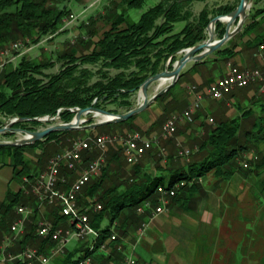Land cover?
I'll list each match as a JSON object with an SVG mask.
<instances>
[{
	"label": "trees",
	"instance_id": "16d2710c",
	"mask_svg": "<svg viewBox=\"0 0 264 264\" xmlns=\"http://www.w3.org/2000/svg\"><path fill=\"white\" fill-rule=\"evenodd\" d=\"M85 1L0 0V51L17 40L34 37L40 39L55 34L62 26L64 19L71 14L72 2L80 4ZM145 1L121 0L119 5L124 6L126 13L121 11L113 16L108 15L107 18L111 21L110 28L98 36L97 41H93L90 34L87 40H81L83 43L93 44L89 52L77 55L71 48L58 54L56 61L60 63V70L57 73H45V70L54 66L53 62L42 63L25 58L15 68L9 69L4 76V81L0 84V116L28 119V121L16 122L12 127L33 132L43 125V122L34 119L54 117L59 109L62 110L59 117L63 122H70L73 119L74 112L71 110L76 108L85 109L93 106L115 115L126 113L134 108L136 96L148 78L166 69L172 70L174 62L180 58L179 52L206 40L207 28L214 17L231 13L239 4L238 1L234 5H221L214 8L205 5L198 14H195L193 5L205 3L207 0H164L145 11L137 22L129 21L127 12L130 9L141 8ZM263 12L264 9L256 10L235 37L242 38L250 34L258 25L257 16ZM179 23H182L183 27L176 32L175 25ZM225 29L226 26L223 23L215 24V34L218 39L223 37ZM234 39L215 51L217 58L196 62L189 71L181 74L180 79L185 74L199 67H205L209 63L215 68H220V64L226 63L235 55L238 44L233 42ZM258 42L257 39L246 41L243 48L247 51L258 50L261 45ZM180 79L155 102L164 101L180 83ZM262 105L258 114L255 110L248 109L239 118L223 120L210 130L207 139L199 148L201 153H205L202 159L188 164L186 168L171 172L166 184H164L163 176L153 177L143 174V171L137 168L131 180L118 176L119 182L116 179L117 183L114 182L113 187L105 188L103 181L110 177L109 170L105 168L101 178L90 182L78 197V204L81 206L86 204L88 206L90 200H93V204L101 205V210L95 211L97 213L91 210L88 212L91 225L99 231L100 235L97 240V250L92 254V258L94 259L95 253L99 250V245L112 235L110 227L101 229L103 220H110L111 225L117 222L116 230L126 234V226L140 225L146 220L147 215L139 214V208H144L147 202L152 208L158 206V186L172 187L181 181L186 183L171 198L173 202L184 194L192 193L197 188L195 180L210 172L225 181L230 180L238 172V159L241 154L264 141V104ZM167 107L166 104L165 110ZM163 115L164 111L151 123V126L164 118ZM136 117L92 130L101 134L125 128L128 131H136L139 129V126L135 124ZM249 117H253L251 127L242 132V120ZM107 127L110 130L103 132L102 129ZM80 132L82 131L54 132L31 145L0 146V156L10 157L14 178L20 179L25 186L24 177L31 183L36 177L29 170V164L25 158L27 151L40 150L41 153H45V150L48 152L53 147L58 150L62 147L63 140ZM85 154L90 156L89 152ZM117 155L113 154L111 158H118ZM89 160L90 158H85L83 166ZM262 167H264V158L260 159L254 168L251 166V169H243L241 166L249 174L258 172ZM67 172V169L62 170L63 175L68 174ZM110 179L113 180L112 177ZM62 188L64 189L63 186ZM26 205L35 208V213L38 211L37 199L32 194H27L23 188L17 192L9 191L0 205V231L5 233L10 231L17 219L16 208ZM49 209L51 215L49 220L55 228H69L68 219L59 214L57 206H49ZM148 209L144 208V213ZM36 230V225L33 227L29 224L17 246L20 249L31 246L49 255L55 243L50 239L40 238ZM119 245L120 240L117 238L110 244V251L117 252ZM82 246L84 250L81 245L78 249H67L65 255L56 257L52 264H77L83 256L80 253L83 251L87 253L88 243L82 242ZM16 264L21 263L18 261Z\"/></svg>",
	"mask_w": 264,
	"mask_h": 264
},
{
	"label": "rangeland",
	"instance_id": "374dc122",
	"mask_svg": "<svg viewBox=\"0 0 264 264\" xmlns=\"http://www.w3.org/2000/svg\"><path fill=\"white\" fill-rule=\"evenodd\" d=\"M118 1H121V0H118ZM161 1L162 0H146L144 5L141 8L130 9L127 12L128 20L131 22H137L145 11L157 5ZM238 1L240 0H208L206 3H197V6L202 7V6L208 5L210 8H214V7H218L219 5L220 6L228 5V4L234 5L238 3ZM72 4L73 5H71V7L73 9H71V12H70L71 14L77 15L79 13H82V17H80V20L77 21L76 23H73L66 28H63L64 25L62 24L60 29L55 34L47 36V37H42L40 39L34 37L33 39L28 38L26 40H21V41L17 40L7 45L9 47V45L19 42L23 44L24 46L22 47L20 51H11L8 59L2 58L1 60V54H0V61L4 63L2 68H0V84L4 81V76L7 72H9V69L15 68L23 58L28 59V60H34L37 62H42V63L53 62L54 66L50 69L45 70V73L46 74L57 73L60 70V63L56 61L58 54L68 51L71 48H73V50L77 53V55H81V54L89 52V50L93 47V44L83 43L81 40H87V37L89 36L88 34H90L93 41H97L98 36H101L103 32H105L106 30L110 28L109 24L111 21L107 18V16L108 15L113 16L115 13H120L121 11H125L124 6L119 5V3L117 1L115 2L114 0L112 1L111 0H101V2H98V3H96V0H86L85 2H82L80 4L73 3V2ZM260 7H264L263 0H252L251 6L249 10L247 11L248 16L244 22V25L249 22L251 15H253L256 12V9ZM192 8L193 10L198 9L197 7H192ZM221 23H223L226 26L225 22H221ZM236 24L237 22L233 24V28L236 26ZM182 26H183L182 23L176 24L175 31L176 32L179 31ZM241 30L235 36H237L241 32ZM254 30H256V28ZM207 37H208V34H207ZM234 37H232L231 39H234ZM214 39L218 40L216 34L214 36ZM242 39L243 37L242 38L237 37L236 39H234L233 42H238L239 40H242ZM34 40H37V41H34ZM241 43H242L241 45H244V42H241ZM243 50H245V48H243ZM263 50H260V47H259V51H263ZM179 53H180V58H181L183 55V51ZM256 55L259 56L258 53H256ZM176 61L174 62V64L176 63ZM232 67H239V66H232ZM239 68L249 69V68H241V67ZM260 69H250V70H260ZM218 77L222 78L221 76H218ZM215 78H217V76ZM215 78L214 77L209 78L208 81L205 82V86L203 87L190 86L186 88V90L188 89V92H189L192 87H195L196 90L200 88L201 90H198V91L204 92L205 89L208 87V85L211 84V81L214 80ZM168 84L169 83L162 86L161 89L165 88V86H167ZM251 86L252 87L249 86L250 88L246 87V89L245 88L235 89L232 93L225 96V98H223L222 100L209 101V104L207 106L202 105L205 101L203 100L201 103L200 109L196 112V114L193 115L192 121L179 124L177 126L176 133L172 137L160 138V141H159L160 145L153 146V149L146 152V154L142 158H140L139 161L135 165H129L125 161L123 154H122V145H121L122 141H120L119 139L121 138L125 139L127 136L135 132L141 133L146 138L153 136L155 134L157 136H160V130H161L162 125L173 114L182 113L188 107L184 111L182 110V111H176V112L174 111L172 113L171 112L168 113L167 111L174 108V104L172 105L171 103H169L170 105L167 104L168 107L166 108V110L161 109L162 111H164V115H163L164 118H162L160 121H157L155 125H152V126L149 125L148 128L141 129V127H139V129L136 131H128L125 128L122 130H116L114 132L113 131L108 132L107 134L106 133L101 134V133H98L97 131H93L92 129H79L82 132L78 134H73L69 139L63 140L62 147L59 148L58 150H56L57 148L54 149L53 147L48 152H46L45 150V153H41L40 150L27 151L25 153V158L29 164L28 165L29 170L32 173H34L36 176L33 181H35V179L47 169L48 162L54 156L55 153L62 152L64 149L70 147L71 143L76 140H90L97 135L98 136H104V135L110 136L113 138V140L111 143H109V145H107V150L104 152L94 148L91 152H89L90 156H86V154L83 153V164L85 162V158H88V159L90 158L89 162L98 157L104 158V166L101 168L99 174L93 177L91 182L96 181L99 178H101V176L103 175L104 169L107 168L109 170L108 175L112 177L113 180L114 179L115 180L113 181L112 179H110V177L109 178L107 177V179L103 181L105 188L113 187L114 182H116V179L119 182L120 178H118V176L119 177L121 176L125 180L126 179L131 180V178H133V172L137 168L142 170L146 174H149V173L150 174H156V173L166 174V172L169 173L172 170L186 168L188 164L198 162L205 155V153L200 152L199 148L201 144L207 139L209 131L214 129L221 121L239 118L241 114L248 109L255 110L256 113L258 114V112L260 111V106H263L262 104H264V93L260 92L259 84H253ZM151 87L157 88L158 83L153 84ZM250 91H254L255 93L253 95L254 96L253 99L247 98L246 96L247 93ZM140 103H141V100L139 98V93H138L136 96V103H135L134 108L137 107ZM150 106L144 112L138 114L136 117V120L137 119L139 120L141 116L142 117L144 116L147 118L150 117L149 115H151V112H153V111H150ZM72 111H74V109H72ZM166 113L168 114L166 115ZM59 114L57 111L56 116L54 117L48 116L52 120H50L49 122H44L42 126H39L37 131L44 130L56 124L68 123V122L61 121ZM89 116L90 115L84 116L83 120L87 119ZM13 119H16V118H4L0 116V122H1L0 128L5 127L6 124L10 120H13ZM99 119L100 118L98 117L92 118L90 121L81 123V126H87L89 124L95 123ZM252 120H253V117H249L245 120H242V123H241L242 132L251 127ZM109 130L110 129L108 127L102 129L103 132L109 131ZM8 132L9 134H2V133L0 134V142H3V143L4 142H15L23 138L22 134H18L15 131L9 130ZM241 137H242V134H241ZM183 149H188L190 151V155L181 156L180 152ZM162 150L164 151L162 152ZM113 154H116V155L118 154L117 155L118 158L112 159L111 157ZM262 158H264V141L257 143V145H254V147L252 146L249 150L241 154V156L238 159L239 161L238 172L230 180L225 181L219 178L218 176H216L213 172H210L206 174L205 176L195 180V182H197V188L192 193L185 194L187 197H190V199L193 202L195 201L194 204L192 205L193 206L192 208H194L196 207V194L198 193V187L200 186L202 181L206 182L209 185L211 184L215 185L217 188H220L221 190L225 188L226 192L227 190L237 187L238 188V201H236V203H238V208H239L238 209L239 219L241 218L244 220H248L250 222L252 221L254 225L253 233L255 237H258L255 244L259 249H263L264 247L262 243V239L260 238L261 236L264 238V167L260 168L258 172L253 173V174L251 173L249 174V172L243 169H249L251 166L254 168L256 163ZM244 162H247L249 167L248 168L242 167L243 168L242 169L241 166ZM7 163H9V165L11 164L10 157L6 155H1L0 156V166L6 165ZM62 170H65V169H62ZM62 170H61V176H64L62 174ZM245 174L247 177L245 176ZM25 179L26 178L24 177L23 181ZM15 180L17 181V183L22 184L20 179H15ZM239 189H241V191H239ZM98 202L101 203L99 200ZM173 202L171 199L169 200V207ZM86 206L87 204L84 205L83 207H86ZM25 207L31 210L30 215L26 216L24 219L25 229L29 226V224L30 226L32 225L34 227L35 225L38 226L40 222H44V221L50 222L49 217H48V215H50V209H48L47 207H42V210H43L42 211L38 206H36L38 208V212L36 213L34 212L35 208L33 207L31 208L29 205H26ZM90 210L92 212H95L94 209L91 207H90ZM16 216H17V219H19V216L17 214ZM103 221H106V219H104ZM61 229L66 230L63 227H61ZM138 231H139V228L137 230V233L139 235ZM135 232L136 230L132 232V231H129L127 228L128 234H123V231L117 232L116 229H114V233L117 238L123 237L124 239H126L129 236L132 239ZM18 238L19 236H15L11 234L0 245V264H10V263L16 264L18 262V260L9 261V248H8L9 239L11 242L12 241L15 242L16 240H19ZM135 239L137 238L135 237L134 240ZM74 242H79V241L72 240L66 245V247H68L71 243H74ZM28 247L34 248L31 246H27L25 248H28ZM25 248H22V249L18 248L12 253V255L18 256L20 253L24 251ZM66 252H67V248L64 249V255ZM49 255H50V251H49ZM51 261L53 260L51 259ZM51 261L49 264H51Z\"/></svg>",
	"mask_w": 264,
	"mask_h": 264
},
{
	"label": "crops",
	"instance_id": "0c3cea01",
	"mask_svg": "<svg viewBox=\"0 0 264 264\" xmlns=\"http://www.w3.org/2000/svg\"><path fill=\"white\" fill-rule=\"evenodd\" d=\"M114 1L120 2L118 0ZM193 7L198 8L193 10L195 14H198L204 6L198 7L197 4H194ZM263 9L264 7H260L256 10ZM256 20L258 21L256 30L236 42L238 47L235 49L233 57L226 63L220 64V68H215L213 64L209 63L205 67H199L195 71L185 74L181 79L179 78L180 83L164 101L151 104L150 111L153 112L149 115L150 117L141 116L139 120H135V124L141 129L148 128L162 114L161 109H165V105L169 103L174 104V108L169 112L184 111L193 99V95L186 88L190 86L203 87L209 78L217 76L211 81L213 82L220 78L218 76H226L232 66L249 69L262 68L264 66V50L244 51L243 45H241V42L245 43L246 41L257 39L258 43L264 46V12L258 15ZM226 44L222 47L226 46ZM215 58H217V55L213 52L203 60ZM194 65L195 63L193 62L187 64L182 73L189 71ZM156 90L157 88L150 87L148 89L149 96H153ZM198 90L201 89L198 88ZM254 94V91H250L246 96L253 99ZM209 101L214 100L206 98L202 105L207 106ZM173 171L175 170L169 173L166 172V174L149 173V175L153 177L163 176L165 179L164 184H166L170 173ZM67 173L66 175L64 174V177H67L68 180L67 186L63 185L64 189L69 187L76 179V173L71 171ZM21 188L27 193L25 187L15 180L12 166L9 163L0 166V205L4 202L9 191L17 192ZM190 200V197L184 194L170 205L168 212L156 216L153 215L155 208H149L146 213L143 212V215H147L143 223L140 225L136 224L135 227L134 224L130 227L126 226L129 231L133 232L136 230L132 239L129 236L126 239L123 237L119 238L122 242H120L121 245L118 246L117 252L98 250L94 255L93 264H122L124 259L129 256H132L137 264H264V247L259 249L255 244L258 237H255L253 233L254 225L252 221L239 219V208L238 203H236L238 201L237 187L226 192L225 188L221 190L215 185H209L202 181L196 194V207L192 208L195 201ZM38 207L41 210L42 207L49 209L47 205L41 206L38 204ZM143 224H146L145 233L139 237L137 230ZM116 226L117 222L111 225L108 219L101 223V229L110 227L112 234H115L114 229H116ZM116 231L118 232V230ZM24 233L19 235V240ZM11 234L10 231L7 233L0 231V245ZM135 237L137 239L134 240ZM260 238L264 245V238L262 236ZM19 240L11 242L9 239V254L19 248L17 246ZM80 245L84 250L82 242L71 243L66 248L74 250L78 249ZM83 253L84 251L80 255H83ZM52 263L53 261H51Z\"/></svg>",
	"mask_w": 264,
	"mask_h": 264
},
{
	"label": "built area",
	"instance_id": "2783aa9c",
	"mask_svg": "<svg viewBox=\"0 0 264 264\" xmlns=\"http://www.w3.org/2000/svg\"><path fill=\"white\" fill-rule=\"evenodd\" d=\"M101 0H96V3ZM82 17V13L77 15L70 14L63 21V28L76 23ZM83 21V19H82ZM24 45L16 42L9 47L1 50L2 58L8 59L11 51H20ZM264 46H260L263 50ZM4 63L0 61V68ZM253 84L260 85V92L264 93V67L260 70L240 69L239 67H230L228 74L222 78H218L211 82L204 92L196 90L192 87L189 91L193 95L188 108L182 113L173 114L161 127L160 136L156 134L146 138L139 132H135L125 139H119L122 145V154L129 165H135L146 152L153 149V146L160 145V138L172 137L177 130V126L184 122L192 121L193 115L200 109L201 103L206 98L212 100H222L225 96L232 93L235 89H242ZM72 111V110H71ZM61 110H58V114ZM15 120V119H13ZM212 121V120H211ZM113 140L110 136H95L90 140H76L71 143L70 147L64 149L62 152L55 154L48 162L47 169L42 172L34 182L24 180L27 194H32L39 205L41 206H57L59 214L68 219L69 228L63 230L55 228L51 222H40L37 226L36 233L40 238L50 239L55 243L54 248L50 250V255H45L38 249L25 248L18 256L9 254V261L18 260L21 264H49L51 259L62 256L66 245L72 240L87 242L88 246L92 243H97L99 231L95 229L91 223L88 212L90 207L94 211H100V204H93L90 200L89 205L83 207L78 204V197L83 189L92 181L94 176H97L104 166V158H96L83 166V153L91 152L94 148L102 152L107 150V145ZM164 150H162L163 152ZM181 156H189L190 151L183 149L180 152ZM242 167L248 168L247 162L242 164ZM67 169L76 173V179L67 189L61 186L67 185V178L61 176V170ZM182 182L179 186H172L157 190L159 205L154 209L153 215L163 214L169 209V200L173 198L177 190L185 186ZM27 186V187H26ZM144 208H151V204L147 202ZM144 212L143 208L138 209V213ZM31 210L25 206L16 208V214L19 219L12 224L10 231L13 235H22L25 231L24 219L30 215ZM146 224L139 228V235L144 234ZM117 239L115 234H112L105 245H100V250L110 251V244ZM84 264H93V258H88ZM122 264H137L136 260L129 256L124 259Z\"/></svg>",
	"mask_w": 264,
	"mask_h": 264
},
{
	"label": "water",
	"instance_id": "95a60500",
	"mask_svg": "<svg viewBox=\"0 0 264 264\" xmlns=\"http://www.w3.org/2000/svg\"><path fill=\"white\" fill-rule=\"evenodd\" d=\"M252 0H240L238 6L235 8L234 11L227 15H221L214 17L208 28L207 34L208 37L202 43L183 50L182 57L176 61L173 66L172 70H164L163 72L156 74L150 78H148L139 91V98L141 103L133 108L132 110L115 115L109 113L107 111L95 108L93 106L85 108V109H74V118L71 122L64 123V124H56L54 126H50L41 131H25L21 129H13L12 125L19 121H28V119H18L10 120L5 127L0 128V134L6 131L12 130L18 134H22L23 138L21 140H17L15 142H0V146H26L36 143L37 141L43 140L49 134L54 132L60 131H73L79 129H95L97 127L111 124V123H121L125 122L134 116L144 112L155 100L167 92L180 78L183 69L186 67L187 64L193 62H199L215 52L216 50L220 49L228 40L234 37L243 27L244 22L248 16L247 11L251 6ZM217 22H225L226 29L223 37L221 39H214L215 36V24ZM236 26L233 28V24L236 23ZM169 63V61H168ZM155 83H158L157 91L153 96H149L148 89ZM169 83L165 88H162L165 84ZM90 115L87 119L83 120L84 116ZM100 118L97 122L89 124L87 126H81V123L90 121L92 118ZM54 119V118H53ZM35 121L39 122H49V117L45 118H36Z\"/></svg>",
	"mask_w": 264,
	"mask_h": 264
},
{
	"label": "bare ground",
	"instance_id": "6f19581e",
	"mask_svg": "<svg viewBox=\"0 0 264 264\" xmlns=\"http://www.w3.org/2000/svg\"><path fill=\"white\" fill-rule=\"evenodd\" d=\"M182 182L184 181H181L179 182L176 186H179L182 184ZM163 188H166V186H158L157 190H161ZM99 234H98V237H97V240L99 238ZM107 241H104L102 244L100 245H105ZM100 245L98 247V249L100 250ZM97 243H92L90 246H87V253H84L83 256L78 260L77 264H84L86 260H88V258H92V254L95 252V250H97Z\"/></svg>",
	"mask_w": 264,
	"mask_h": 264
},
{
	"label": "flooded vegetation",
	"instance_id": "af4514ba",
	"mask_svg": "<svg viewBox=\"0 0 264 264\" xmlns=\"http://www.w3.org/2000/svg\"><path fill=\"white\" fill-rule=\"evenodd\" d=\"M2 134H9V132H8V131H6V132H4V133H2Z\"/></svg>",
	"mask_w": 264,
	"mask_h": 264
}]
</instances>
